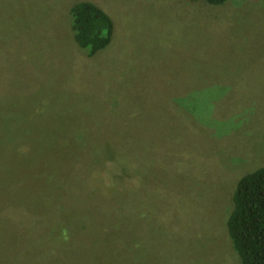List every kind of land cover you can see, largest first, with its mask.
Returning <instances> with one entry per match:
<instances>
[{"label":"rangeland","instance_id":"1","mask_svg":"<svg viewBox=\"0 0 264 264\" xmlns=\"http://www.w3.org/2000/svg\"><path fill=\"white\" fill-rule=\"evenodd\" d=\"M79 1L0 0L4 152L24 122L0 183V264H239L226 220L238 180L264 165V1L89 0L115 24L91 58L71 29ZM34 94L50 95L49 118ZM43 140L54 154L29 172ZM102 149L139 170L109 202L86 171L99 195L77 202L66 186ZM59 205L83 216L58 219Z\"/></svg>","mask_w":264,"mask_h":264},{"label":"trees","instance_id":"2","mask_svg":"<svg viewBox=\"0 0 264 264\" xmlns=\"http://www.w3.org/2000/svg\"><path fill=\"white\" fill-rule=\"evenodd\" d=\"M188 1H200L212 6H218L224 4L228 0ZM70 14L71 29L74 33L75 41L80 50L85 52L89 58L96 57L99 51L104 50L112 43L115 32L114 20L99 4L89 0L79 1L70 7ZM47 63L49 62L47 61ZM34 96L35 100L33 102L37 103L34 108V115L41 120L49 118L47 116V111L52 107V103H50L51 100L49 99L50 95L48 99H46V95L41 97L39 94H34ZM9 124L14 125V131L10 130V133L7 134L12 136L13 139L11 142H6V152L2 149V147H4V141H0V183L5 182L4 174L6 173L8 164L11 162L9 160L11 152L15 149L19 151L18 146H13L14 142H19L20 144L24 143L22 139L18 138L19 134L16 133L17 129H22L19 125H24V122L22 120H12ZM110 144L113 146L111 142ZM130 145L132 148L131 157H133L135 151L133 150L132 143H130L129 146ZM122 147L124 148L126 145L123 143ZM110 149H114V146ZM53 151L52 147L48 145L47 140H43L42 148L32 146L30 149H27V152H24L30 159L27 160L24 158V168L29 172H39V165L45 168L41 154H54ZM78 153L81 154V152ZM101 153L104 155L101 160L96 157L91 158L92 162L83 164L85 170L75 172V176L79 180L78 183H76L78 180H73L71 186L70 181L66 186V188H68L67 190H72L71 198L76 199L77 202L81 203L86 198L90 200V197L96 198L99 195V191L93 186L82 188V183L88 182L84 176L86 171L94 173L89 174V178L91 176L98 178L96 175L101 176V181H104V185L107 188H112L111 194L107 191L105 194V202H109L111 198L110 195L118 189L116 188L118 179L126 176L134 177L135 174L131 170H139L136 169L134 158L131 160V163H122L120 159L110 157L103 149ZM40 172L43 171L41 170ZM135 173L137 172L135 171ZM63 191V189H58L55 192L58 195L59 193L62 194ZM78 191H84L80 197L77 195ZM105 204L107 205V203ZM62 206L65 205H59L57 207L59 210L55 212L58 215V219L62 220V218L65 217L68 221H75V219H79L83 216L73 211H66L64 213L62 212L64 209ZM110 223L112 222H109V224ZM226 226L239 264H264V165L244 174L236 183L232 195L231 208L226 220Z\"/></svg>","mask_w":264,"mask_h":264}]
</instances>
